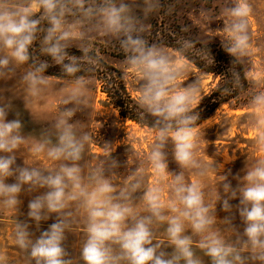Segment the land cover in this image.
Wrapping results in <instances>:
<instances>
[{
	"label": "clouds",
	"instance_id": "1",
	"mask_svg": "<svg viewBox=\"0 0 264 264\" xmlns=\"http://www.w3.org/2000/svg\"><path fill=\"white\" fill-rule=\"evenodd\" d=\"M160 6V0H0V81L14 79L17 69L28 65L19 76L25 85V107L49 88L45 74L49 62L30 53L41 33V54L60 66L65 76L73 77L61 89L63 107L38 140L23 134L21 114L5 102L4 93L14 87L0 89V206L16 210L23 203L22 195L32 197L27 219L18 218L14 228L15 244L29 264H73L66 247L67 233L80 213L86 214V240L80 253L84 264H203L193 249L194 236L210 264H264V159H257L251 167L247 164L245 175L235 177V187L228 175L218 174L212 202L206 200L200 183L185 178V170L200 177L209 171V165L197 157L193 127L199 115L192 112V105L201 81L179 87L176 81L185 71L180 64L182 55H173L145 38L150 28L147 21ZM251 12L249 0H231L222 9L226 19L217 32L223 34L225 52L235 59L249 54ZM90 33L118 40L126 66L139 74L138 102L153 117L156 133L147 163L158 177H172L167 204L159 181L146 185L143 163L130 167L128 157L122 165L113 157L116 148L112 143L105 142L104 157L87 173L80 164L92 137L73 120L87 103L89 85L77 73L91 71L99 62L92 53ZM74 41L81 42L82 56L69 54ZM193 45L194 41L184 40L178 51L183 54ZM233 80L239 84L238 73H233ZM249 103L251 123L258 129L255 142L264 147V90L254 92ZM10 112H15V119H8ZM169 144L179 172L169 171ZM21 146L60 163L53 168L25 161L20 165L17 152ZM9 178L14 182H7ZM232 200L239 203L233 205ZM218 204L229 213L223 219L218 218ZM234 209L244 224L242 232L233 223ZM53 215L55 222L47 230L38 236L31 231V222L39 230ZM218 221L234 233L232 242L216 227ZM161 224L167 244L157 235L156 226ZM3 259L0 256V262Z\"/></svg>",
	"mask_w": 264,
	"mask_h": 264
},
{
	"label": "rangeland",
	"instance_id": "2",
	"mask_svg": "<svg viewBox=\"0 0 264 264\" xmlns=\"http://www.w3.org/2000/svg\"><path fill=\"white\" fill-rule=\"evenodd\" d=\"M166 1L169 2L166 9L168 24L181 25L189 34L195 36L201 42L222 43L223 34L217 32V30L224 27L223 21L226 18L222 15V9L229 6L231 0ZM130 2H134V0H130ZM249 3L252 8L249 17L250 50L248 55L239 59L244 64L248 77L255 81L256 91H259L264 90V0H249ZM159 11L160 9L148 19L147 23L150 26L155 19L161 18L159 17ZM137 14L142 17V13L139 11ZM89 36L92 50L96 51L106 62L122 71L127 87L132 96L138 101L142 81L137 72L126 66V55L120 48L118 40L98 33H90ZM145 38L149 43H156L173 55H181L173 47L156 41V36L150 33V28L145 33ZM80 43V41H74L71 47L80 48ZM180 64L185 67V71L176 81L179 87L194 83L196 79L201 81V90L192 105L194 106L203 94L208 93L218 84L219 77L202 72L184 56H182ZM27 67L28 65L19 67L14 79L0 81V89L14 87L11 92L4 93L5 102L12 103L13 110L21 114V119L24 122L23 134L30 137L31 140H38L41 132L49 127L63 107L61 100L64 93L61 89L73 78H60L45 73L51 82L49 88L25 107L23 103L25 85L19 81V76ZM86 79L89 81L87 103L73 118L92 137L83 159L80 161L85 173H87L89 167L95 166L104 157L105 142L112 143V147L116 148L113 157L118 159L122 165L126 163L128 157L131 161L130 167L143 163L146 185L155 184L159 181L163 188L162 199L167 204L171 197L170 184L172 177H158L147 163V156L155 142V131L122 117L118 109L110 103L108 95L103 91L102 82L96 76H87ZM252 111L250 103L246 105H239L235 102L225 103L211 117L194 128L197 157L209 165V171L206 176L200 177L192 170H185V178L189 182L201 184L208 202L215 199V193L218 191V174L228 175L229 181L235 187L238 184L235 177L245 175L247 164L251 167L257 159H264V147L258 146L255 142L258 129L251 123L250 114ZM15 118V112H10L8 119ZM171 149L172 145L169 144V171L179 172V166L172 157ZM17 155V163L20 165L25 161L31 166L53 168L60 163L50 160L43 153L39 156L33 155L27 151V146H21ZM119 171L124 173L125 168L121 167ZM7 182L12 183L14 181L9 178ZM220 191L223 195L222 189ZM37 194L39 193L33 195ZM31 198L29 195H22L21 200L23 203L16 210H7L0 206V256L4 258L0 264H29L26 254L15 244L14 228L18 218L20 220L27 219L28 202ZM230 203L236 205L239 201L232 200ZM217 215L218 218L223 219L229 213L224 212L222 205L218 204ZM234 217V225L242 232L244 224L235 209ZM54 222L55 215L42 222L39 230L36 229L34 222H31V231L38 236L40 231L47 230L49 225ZM156 227L158 238L167 244V236L164 231L165 225L161 224ZM216 227L222 231L226 241L232 242L234 239L233 232L225 230V226L219 221ZM186 230L188 234H191L190 225L186 224ZM67 236L66 247L71 253L73 264H84L80 253L86 240V214L80 213L77 215V222L72 226ZM198 240V237H193V249L196 255L201 258L203 264H210V259L199 249ZM168 251H171V249H168Z\"/></svg>",
	"mask_w": 264,
	"mask_h": 264
},
{
	"label": "trees",
	"instance_id": "3",
	"mask_svg": "<svg viewBox=\"0 0 264 264\" xmlns=\"http://www.w3.org/2000/svg\"><path fill=\"white\" fill-rule=\"evenodd\" d=\"M168 4V1L161 0L159 11V17L161 18L155 19L151 23L150 33L156 36V41L163 42L177 51L184 40L194 41L193 47L181 55L191 61L202 72L219 77L218 84L208 93L203 94L198 103L192 106V112L199 115L193 127L196 128L203 123L225 103L235 102L239 105L249 103L252 94L256 92L255 81L248 77L242 61L239 58L231 57L225 52L222 43L201 42L195 36L189 34L181 25L168 24L166 18ZM41 38L42 33L38 35V39L32 45L30 53L38 60L49 62L50 67L47 69L46 74L60 78H73L65 76L60 66L52 62L50 57L41 54ZM68 52L70 55L82 56L80 48L70 47ZM92 53L99 57V62L93 66L91 71L82 70L77 75L96 76L102 82L103 91L110 98V103L118 109L122 117L133 120L143 127L153 129V117L144 112L139 102L132 96L122 76V71L106 62L96 51L92 50ZM84 68L87 69L88 65H84ZM233 73L239 74L240 82L238 85L234 83Z\"/></svg>",
	"mask_w": 264,
	"mask_h": 264
}]
</instances>
